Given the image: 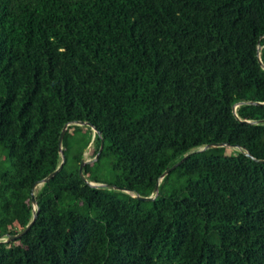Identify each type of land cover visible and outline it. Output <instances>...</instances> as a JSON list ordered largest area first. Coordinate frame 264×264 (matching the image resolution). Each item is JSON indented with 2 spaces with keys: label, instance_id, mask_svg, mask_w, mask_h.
<instances>
[{
  "label": "trees",
  "instance_id": "1",
  "mask_svg": "<svg viewBox=\"0 0 264 264\" xmlns=\"http://www.w3.org/2000/svg\"><path fill=\"white\" fill-rule=\"evenodd\" d=\"M262 121L264 0H0V264H264Z\"/></svg>",
  "mask_w": 264,
  "mask_h": 264
},
{
  "label": "water",
  "instance_id": "2",
  "mask_svg": "<svg viewBox=\"0 0 264 264\" xmlns=\"http://www.w3.org/2000/svg\"><path fill=\"white\" fill-rule=\"evenodd\" d=\"M260 60V59H259ZM259 105H263L262 104H259ZM264 122V121H262ZM77 125H80V126H88L90 127L94 132L97 133V130L89 123H85V122H77L76 123ZM67 128V125L63 128L61 134H60V137H59V141H58V144L59 146L61 145V142H62V138H63V135H64V132ZM218 147H230V148H236V149H239V150H242L239 146H230V145H227V144H213V145H208V146H205L203 147L200 151H204L206 149H211V148H218ZM102 150V142H101V145H100V149H99V152ZM245 155L249 158H251L254 162L256 163H259V164H264V160H255L254 158H252L248 153L245 152ZM63 162L62 161V164L60 165V167L53 173H51L48 177H46L44 180H42L41 182H39L38 184H35L34 188H36V186H39L43 183H46L48 182L56 173L59 172V170L61 169L62 165H63ZM181 163V161L177 164H175L174 166H172L171 168H169L168 170L164 171L163 174L161 175L160 177V181L166 176L168 175L172 170H174L179 164ZM87 164V162L83 159L81 160L80 162V167H79V176L81 179L85 180L84 179V176H83V173H82V170H83V167L84 165ZM89 186L91 187H99V185L97 184H90L89 183ZM158 186H159V182L157 183V185L155 186L154 188V195L152 197H148V198H142L140 196H136V199L137 200H140V201H150V200H153L156 196H157V193H158ZM34 188L32 189V192H31V203L32 205L35 207L36 206V201H35V197H34ZM114 189H119L117 187H115ZM35 220V217L33 218L32 222L30 224H28V226L22 231L20 232L18 235L16 236H11L10 238H7L5 240V242H13V241H16L18 240L19 238H21L29 229L30 227L32 226L33 222Z\"/></svg>",
  "mask_w": 264,
  "mask_h": 264
},
{
  "label": "rangeland",
  "instance_id": "3",
  "mask_svg": "<svg viewBox=\"0 0 264 264\" xmlns=\"http://www.w3.org/2000/svg\"><path fill=\"white\" fill-rule=\"evenodd\" d=\"M236 151H237V149H235V148L225 147V149H222L221 154L223 156L224 155H233L236 153ZM92 152H93L92 147L88 148L87 151L85 152L84 157L87 159L86 160L87 162H90L89 158H90Z\"/></svg>",
  "mask_w": 264,
  "mask_h": 264
}]
</instances>
